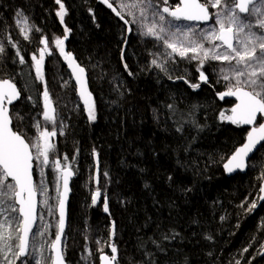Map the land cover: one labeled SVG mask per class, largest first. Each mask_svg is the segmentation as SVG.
<instances>
[{"label": "trees", "instance_id": "obj_1", "mask_svg": "<svg viewBox=\"0 0 264 264\" xmlns=\"http://www.w3.org/2000/svg\"><path fill=\"white\" fill-rule=\"evenodd\" d=\"M62 3L64 28L54 0H0V44L5 47L0 55V80L14 82L21 92L22 99L10 114L13 129L29 135H23L27 142L37 141L43 128L57 131L50 138L55 152L49 153L43 176L39 162L33 160L35 184L43 181L56 192L60 178L54 171L56 159L61 169L67 165L75 171L66 228L71 236L64 235V257L73 259V251L87 245L81 251L98 264L100 255L111 256L114 244L115 264H236L237 260L264 264V257L257 254L264 244V203L258 206L264 148L251 158L244 175H225L223 165L243 144L248 129L220 117L221 112L230 115L233 106L232 101L216 97L226 90L227 82L217 75L223 65L205 64L203 71L210 83H202L195 60L160 55L163 51L157 42L140 38L99 0ZM18 10L28 19V40L16 22ZM65 35V53L71 52L85 69L94 121L86 117L56 47L45 58L43 80L34 71L31 57L41 47V38L50 42ZM17 50L24 64L19 63ZM153 54L167 74L151 64ZM176 77L200 87L194 90ZM45 83L55 109V125L36 120L43 113ZM37 123L41 128L31 131ZM181 125L183 131L178 132ZM98 188L102 195L93 204ZM104 196L108 212L103 209ZM253 201L256 208L245 211ZM54 214L55 209L52 220L56 222ZM113 223L115 236L111 235ZM173 233L179 235L171 241L162 239ZM152 239L161 243L166 255L157 251ZM249 244L248 252H242Z\"/></svg>", "mask_w": 264, "mask_h": 264}, {"label": "snow or ice", "instance_id": "obj_2", "mask_svg": "<svg viewBox=\"0 0 264 264\" xmlns=\"http://www.w3.org/2000/svg\"><path fill=\"white\" fill-rule=\"evenodd\" d=\"M55 2L60 6L56 16L63 24L66 15L65 6L62 0H55ZM99 2L111 9L125 25L136 24L142 37L151 38L163 48L171 50L160 55H164L168 59H172L173 55H176L181 59L198 61L197 72L201 82L210 83L208 76L203 71L206 62L219 61L223 65L217 69V75L219 79L227 82L226 90L218 93V96L220 99H224L226 96L235 97L238 103L231 109L230 115L226 116L224 112H221V119L237 126L255 125L247 133L246 142L237 148L224 164V168L229 173L236 169L244 170L249 154L258 150L257 145L264 148V123H257L258 118L264 119V0H179V4L176 5L171 4L170 0H99ZM210 7L219 9V11L210 12ZM15 15L18 18L17 24L23 25L20 27V31L24 39H30L28 33L31 28L28 26V19L22 10H18ZM126 15L131 17V20L126 19ZM209 20H214V25L200 30H197L193 25L181 26L176 23L178 21L207 23ZM254 28H259L261 31H254ZM36 30L40 31L38 28ZM68 31L65 27V33ZM127 31L131 32L132 29L129 27ZM66 39L67 35L63 38L56 37L55 47L59 49L60 55L67 62L80 85L79 95L83 100L89 120L94 121L96 119L94 102L83 79L85 69L76 62L71 52L65 53L64 41ZM217 41L219 44L216 43ZM205 42L211 47H205ZM9 43L13 48H16L15 43L12 41ZM40 43L45 47L39 50V58L33 55L31 59L35 62L37 78L43 80L42 68L45 54L51 55L52 53L48 51L47 38H41ZM221 48L224 50L220 51ZM4 53L5 47L0 44V55ZM16 55L20 58L19 63L24 64L25 59L19 50L16 51ZM153 56L151 64L167 74L164 64L159 62L156 54ZM124 67L127 69V64ZM129 75L132 73L129 72ZM169 79H173V77L169 75ZM176 79H183L194 90L200 87L199 83L192 84L184 77H176ZM42 95L44 99L43 119L55 125V109L52 107L46 83ZM20 96V90L14 83L10 80H0V215L7 213L4 215L3 221H0V264H15L16 261H19V264H28L30 257L35 261V264H41V260L33 254L37 251V246L33 244L31 246L33 251H29V238L30 234L33 237L45 234L46 228L45 231H41L39 228L33 231V228L37 224V219H43L36 214L35 197L38 192L46 193L47 188L43 181L39 185L34 184L33 160L36 159L39 162L37 166L41 167L43 176V166L49 164V153L55 152V145L50 143V138L56 136L57 131L55 128L52 130L43 128L39 133L38 140L32 144L26 142L20 133L14 131L10 127L12 120L7 105H12L15 100L20 99ZM168 107L175 110L173 105ZM35 126L38 129L41 128L39 123ZM62 127L61 125V135L64 134ZM177 131H183L182 125L177 127ZM32 148L36 149L35 157L31 151ZM40 157H43L42 161H40ZM64 159L67 160L68 157L65 156ZM54 171L60 173L62 177L63 192L60 191L58 185L56 196L53 197L56 200L55 206L48 205L47 199L43 201L47 205L50 215L53 214L54 208L59 213L55 238L48 244L53 255L48 260L50 264H64L62 235L65 228V198L68 192L69 177L74 175L75 171L70 170L67 165L61 169L58 159L55 160ZM103 175L107 177L108 173L105 172ZM9 178L14 183L7 182ZM96 182L99 184L98 171ZM260 192L264 193V186L260 188ZM101 195L98 188L93 194L92 203L96 204L97 198ZM260 199L264 200V195ZM256 206L253 201L245 211L251 212ZM241 207L243 208V204ZM103 209L105 212L109 211L106 196L103 200ZM13 213L16 215H12ZM111 235L115 236L114 223ZM177 235L179 234L173 233L171 236L165 234L162 239L171 241ZM151 243L155 245L158 252L167 254L160 242L152 239ZM39 247L42 248L43 245ZM110 247L111 256L101 255L100 257L101 261L106 264H113L117 260L116 246L112 244ZM249 247L251 244L243 248L242 252H248ZM86 252L91 255L87 248ZM10 254L11 259L9 258ZM257 254L264 256V244L260 245ZM147 255L153 254L148 253ZM152 264H155V261ZM236 264H240V261L237 260ZM248 264H251V261Z\"/></svg>", "mask_w": 264, "mask_h": 264}, {"label": "rangeland", "instance_id": "obj_3", "mask_svg": "<svg viewBox=\"0 0 264 264\" xmlns=\"http://www.w3.org/2000/svg\"><path fill=\"white\" fill-rule=\"evenodd\" d=\"M172 0H170V3L172 4V2H171ZM57 5V9H56V12L59 10V5L58 4H56ZM209 11L210 12H215V11H219V9H212L211 7L209 8ZM55 12V13H56ZM127 19H129V20H131V17H129V16H125ZM58 18V17H57ZM170 19V18H169ZM58 21H59V23H60V25L64 28V23H65V21H64V23L63 24H61V22H60V20H59V18H58ZM176 23H178V24H180L181 26H188V25H193V26H195L196 28H197V30H200V29H202V28H205V27H209V26H213L214 25V20H211V23L210 24H208V25H204V26H201V25H197L196 23H186V22H180V21H178V22H176ZM134 29H135V31H136V33L140 36V38H142V39H146V40H152L151 38H144V37H142L140 34H139V32H138V30H137V25L136 24H130ZM23 25L21 24L20 25V27H22ZM254 31H257V32H259V31H261L259 28H254ZM54 38V37H53ZM55 40V39H54ZM54 40H52V41H50V42H48V51H50V49H52V47H55V44H54ZM217 44H219V41H217L216 42ZM158 44V43H157ZM159 46H160V48H161V50L163 51V52H170L171 50L170 49H165V48H163L160 44H159ZM45 47V45L44 44H42L41 43V48L43 49ZM205 47H211V45L210 44H208L207 42H205ZM224 49L223 48H221L220 49V51H223ZM57 52H58V56H60V52H59V49H57ZM39 55H40V52H37L36 53V57L37 58H39ZM189 55H191V53H189ZM48 57V54L46 53L45 54V58H47ZM61 57V56H60ZM174 58H179V59H181L179 56H176V55H173V57H172V59H174ZM61 59V58H60ZM45 61V60H44ZM195 62L198 64V61H196L195 60ZM34 63L35 62H33V68H34V71H35V67H34ZM207 63H209V64H211L212 66H218V65H221L220 64V62L219 61H208V62H206L205 64H207ZM43 68H44V63H43ZM43 68H42V72H43ZM35 73H36V71H35ZM52 107H54V105H52ZM85 115H86V117L88 118V113H87V111H86V108H85ZM89 119V118H88ZM91 121V120H90ZM52 138V137H51ZM36 141H34V139L32 138V143H35ZM33 149V151H34V154H35V156H36V149L35 148H32ZM43 160V157H40V161H42ZM37 161V160H36ZM50 161V160H49ZM44 168H45V166H43V172H44ZM39 173L41 174V167H39ZM7 182H10L9 180L7 181ZM12 183V182H11ZM59 187H60V178H59ZM55 194H56V192H54V191H52L51 189L50 190H48L47 189V192L46 193H44V194H42V193H40V192H38V197H39V203H38V209H39V211H40V215L38 216V212H37V216L38 217H43V219L42 220H40V219H37V224H36V226H35V228H34V231L37 229V228H39L41 231H45V228H46V231H45V234L43 235V236H36V237H34V239L31 241V239H32V237L33 236H31V238H30V241L31 242H29V244H30V246H32L33 244H35L36 246H37V251L36 252H34L33 254L36 256V258L37 259H40L41 260V264H50V262H49V260H48V258L51 256V254H50V250H49V247H48V244L51 242V240H53V237H54V235H55V233H56V231H57V228H56V225H57V217L55 216V214H54V216H55V218H56V222L55 221H53L52 220V218L54 219V217L52 216V214L50 215L49 214V211H48V207H47V205H45L44 203H43V201L45 200V199H47V202H48V205H53V206H55L56 205V200L55 199H53V197H55ZM55 209V208H54ZM56 210V209H55ZM4 215H7V213H4ZM4 215H0V221H3V219H4ZM12 215H16L15 213H13ZM41 245H43V247L42 248H40L39 246H41ZM32 248V247H31ZM29 251H30V248H29ZM33 251V250H32ZM65 251V245H64V241H63V252ZM31 252V251H30ZM103 255V254H102ZM101 256V255H100ZM99 256V257H100ZM9 258L11 259V254L9 255ZM16 263H18L19 264V261H16L15 262V264ZM28 264H35V261L33 260V259H29V261H28ZM98 264H99V262H98Z\"/></svg>", "mask_w": 264, "mask_h": 264}, {"label": "water", "instance_id": "obj_4", "mask_svg": "<svg viewBox=\"0 0 264 264\" xmlns=\"http://www.w3.org/2000/svg\"><path fill=\"white\" fill-rule=\"evenodd\" d=\"M177 3L179 4V0H177ZM105 6H106V5H105ZM106 7H107V6H106ZM110 10H111V9H110ZM241 15H243V14H241ZM183 22L196 23V24H198V25H206V24H210L211 20H209L207 23H201V22H198V21H183ZM64 66L66 67V70H67V72H68V74H69V76H70V79H71L72 83H73L74 86H75V89H76V96H77V98H78V100H79L81 106H82L83 108H85V105H84V103H83V100L81 99V96L79 95V92H80V85L77 83L75 77H74L73 74H72V70L68 67V64H67L66 61H64ZM83 79H84V81H85V87H86L87 91L89 92L88 85H87L86 74H85V73L83 74ZM5 80H8V79H5ZM11 82H12V81H11ZM12 83H14V82H12ZM202 83H203V82H202ZM14 84H15V83H14ZM15 85H16V84H15ZM17 89H18V87H17ZM18 90H19V89H18ZM216 97H217L218 101H224V100L232 101V102H233V106H232V108L235 106L236 103H238V101H236L235 97H232V96H226V97H224V99H220L219 96H218V94H217ZM18 101H19V99H18V100H15V101L13 102L12 105H7V107L9 108V115H10V108H11L16 102H18ZM92 101H93V98H92ZM232 108H231V109H232ZM230 114H231V112H230ZM10 118H11V117H10ZM261 120H262V123H264V119H261ZM240 126L243 127V128H247V129H248V132H249V131L251 130V128L254 127L255 125H240ZM10 127L13 129V127H12V123H11ZM13 130H14V129H13ZM14 131H15V130H14ZM248 132H247V133H248ZM17 133H18V132H17ZM22 137H23V136H22ZM246 137H247V134H246V136H245V139H244L243 144L246 142ZM23 138H24V137H23ZM24 139H25V138H24ZM26 142H27V141H26ZM243 144H242V145H243ZM242 145H241V146H242ZM241 146H239V147H241ZM239 147H238V148H239ZM259 148H260V146L257 145V149H258V150H259ZM258 150H255L253 153H250V154H249V157H248V159H247V164H246V167L244 168V170L236 169V170H234L233 172L229 173L228 171H226V169L224 168V165H223V170H224L225 175H226L227 177H234V176L239 175V174L244 175V174L246 173V171H247L249 161H250L251 158L256 154V152H257ZM233 153H234V152H233ZM233 153H232V154H233ZM231 156H232V155H231ZM231 156H230V157H231ZM226 162H227V161H226ZM226 162H225V163H226ZM225 163H224V164H225ZM70 170H71V169H70ZM33 172H34V163H33ZM73 176H74V175H72V176L69 177L68 192H67V194H66V198H65V228H64V233H63V235H62V247H63L64 234H65V232H66V228H67L68 202H69V197H70V190H71V183H72V180H73ZM33 179H34V184H35V177H34V176H33ZM9 181H11L10 178H9ZM11 182H12V181H11ZM12 183H14V182H12ZM262 186H264V179L262 180V182H261V184H260V188H261ZM59 188H60V191L63 192L62 177H60V187H59ZM262 195H264V193H261L260 190H259L258 206L264 203V200H261V199H260V197H261ZM35 199H36V202H37V203H36V214H37V212H38V203H39L38 193H37ZM17 207H19V206L17 205ZM56 216H57V222H58V218H59L58 210H56ZM35 226H36V225H35ZM35 226H34V228H35ZM34 228H33V230H34ZM30 238H31V234H30ZM30 238H29V242H30ZM54 238H55V237H54ZM50 252H51V251H50ZM62 254H63V248H62ZM52 255H53V253L51 252V256H52ZM103 255H107V254H103ZM260 256H261V257H264V256H262V255H260ZM100 257H101V256H100ZM63 258H64V254H63ZM64 264H67V262L65 261V259H64ZM99 264H106V262H102L101 259L99 258ZM113 264H115V263L113 262Z\"/></svg>", "mask_w": 264, "mask_h": 264}, {"label": "bare ground", "instance_id": "obj_5", "mask_svg": "<svg viewBox=\"0 0 264 264\" xmlns=\"http://www.w3.org/2000/svg\"><path fill=\"white\" fill-rule=\"evenodd\" d=\"M54 2H55V0H54ZM64 18H65V16H64ZM63 65H64V62H63ZM65 234H67V236H71L70 232H68V231H67V233L65 232ZM54 237H55V235H54ZM54 237H53V239H54ZM82 244H85V242L83 241ZM86 246L87 245H84L83 247H81L80 250L73 251V253H72L74 255L73 259H70L68 256H65L64 259L67 262V264H94V262L91 259H89V260L87 259V255L84 253V251H81ZM30 251L32 252V248L31 247H30ZM50 254H51V252H50ZM30 259H32V258L30 257ZM16 264H18V263H16Z\"/></svg>", "mask_w": 264, "mask_h": 264}, {"label": "flooded vegetation", "instance_id": "obj_6", "mask_svg": "<svg viewBox=\"0 0 264 264\" xmlns=\"http://www.w3.org/2000/svg\"><path fill=\"white\" fill-rule=\"evenodd\" d=\"M40 49H42V48H41V47H40V48H37L38 52H40V51H39ZM59 54H60V53H59ZM60 56H61V55H60ZM60 56H59V57H60ZM60 58H61V61H62V63H63V62H64V58H63L62 56H61ZM16 86H17V85H16ZM18 89H19V88H18ZM20 93H21V92H20ZM21 99H22V96H20L19 101H20ZM19 101H18V102H19ZM41 101H42V102H41V107H42L41 109H42V111L44 112V99H43V95H42V97H41ZM18 102H16L13 106H15ZM30 105L33 107V110L35 111V110H36V107H34V106H35V103H31ZM10 109H11V108H10ZM84 109H85V108H84ZM10 111H11V110H10ZM10 117H11V114H10ZM38 118H40V120L43 121V115H42V114H41L39 117L36 118V120L39 122ZM11 120H12V119H11ZM260 123H261V122H260ZM35 128H36V126L34 125L31 131H33ZM16 132H17V131H16ZM18 133H19V132H18ZM20 134H21L22 136H23V135L25 136V134H27V133H20ZM26 136H29V135H26ZM26 136H25V137H26ZM25 140H26V139H25ZM28 143H29V142H28ZM30 144H31V142H30ZM31 150H32V149H31ZM32 153H33V156L35 157L34 152H32ZM34 160H36V159H34Z\"/></svg>", "mask_w": 264, "mask_h": 264}]
</instances>
